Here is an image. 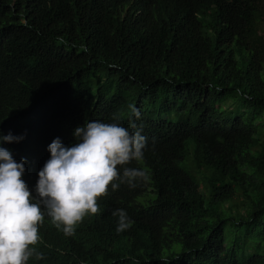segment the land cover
<instances>
[{
	"label": "trees",
	"instance_id": "trees-1",
	"mask_svg": "<svg viewBox=\"0 0 264 264\" xmlns=\"http://www.w3.org/2000/svg\"><path fill=\"white\" fill-rule=\"evenodd\" d=\"M263 27L264 0H0V148L38 181L86 121L147 137L150 180L72 236L42 208L29 264H264Z\"/></svg>",
	"mask_w": 264,
	"mask_h": 264
},
{
	"label": "clouds",
	"instance_id": "clouds-1",
	"mask_svg": "<svg viewBox=\"0 0 264 264\" xmlns=\"http://www.w3.org/2000/svg\"><path fill=\"white\" fill-rule=\"evenodd\" d=\"M130 109L139 118V110ZM142 132L134 122L126 128L118 121H86L74 130L78 142L72 147H65L59 138L53 140L38 181L25 170L24 160L17 163L8 149L0 148V264H29L33 254L44 258L29 247L40 240L38 227L45 221L42 208L57 226L63 225L66 236H72L86 216L101 211L97 201L108 196L109 186L115 191L121 184L135 188L148 182L146 170L127 167L144 158L147 137ZM23 138L9 133L0 141L18 143ZM117 166H124L122 175ZM112 215L118 218V233L134 223L123 209Z\"/></svg>",
	"mask_w": 264,
	"mask_h": 264
},
{
	"label": "rangeland",
	"instance_id": "rangeland-1",
	"mask_svg": "<svg viewBox=\"0 0 264 264\" xmlns=\"http://www.w3.org/2000/svg\"><path fill=\"white\" fill-rule=\"evenodd\" d=\"M263 28H264V27H263ZM228 103H230L231 106L234 107V105L232 104V102H228ZM262 122H264V121L261 120L260 122H258V125L261 124V125L263 126L262 129L260 128V131L264 129V125H263ZM190 159H191V158H189L188 160H190ZM183 164H186V161L183 162ZM189 171H190L191 174L194 176V178L197 177V178L199 179V181H200V183H201V185H202V184H203L204 176H203V175H200V174L197 173V172H193V171H191V170H189ZM195 179H196V178H195ZM196 180H197V179H196ZM197 181H198V180H197ZM234 203L240 205V200L236 198V199L234 200ZM228 204H229V203H228ZM246 208H247V206L242 207V208H241L239 211H237V212L240 214V213L242 212V210H245ZM232 215H233V213H232ZM250 251H251L250 249H247L246 253H249Z\"/></svg>",
	"mask_w": 264,
	"mask_h": 264
}]
</instances>
